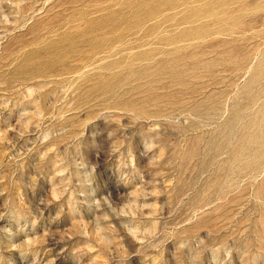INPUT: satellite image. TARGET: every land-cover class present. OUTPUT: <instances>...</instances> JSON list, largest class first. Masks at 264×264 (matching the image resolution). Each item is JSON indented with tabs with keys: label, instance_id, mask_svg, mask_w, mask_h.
Segmentation results:
<instances>
[{
	"label": "rangeland",
	"instance_id": "1",
	"mask_svg": "<svg viewBox=\"0 0 264 264\" xmlns=\"http://www.w3.org/2000/svg\"><path fill=\"white\" fill-rule=\"evenodd\" d=\"M0 264H264V0H0Z\"/></svg>",
	"mask_w": 264,
	"mask_h": 264
}]
</instances>
